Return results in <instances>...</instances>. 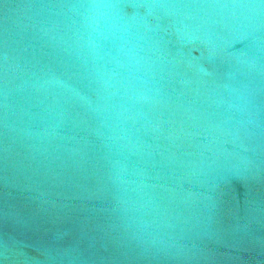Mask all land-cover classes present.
<instances>
[{"label": "water", "instance_id": "1", "mask_svg": "<svg viewBox=\"0 0 264 264\" xmlns=\"http://www.w3.org/2000/svg\"><path fill=\"white\" fill-rule=\"evenodd\" d=\"M0 264H264V0H0Z\"/></svg>", "mask_w": 264, "mask_h": 264}]
</instances>
